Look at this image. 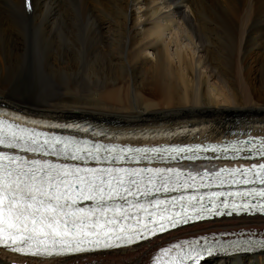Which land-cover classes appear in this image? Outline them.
I'll use <instances>...</instances> for the list:
<instances>
[{
    "label": "bare ground",
    "instance_id": "6f19581e",
    "mask_svg": "<svg viewBox=\"0 0 264 264\" xmlns=\"http://www.w3.org/2000/svg\"><path fill=\"white\" fill-rule=\"evenodd\" d=\"M0 103L133 142L220 138L233 114L264 132V0H0ZM249 223L264 217L188 228ZM157 245L0 264H145ZM251 256L202 264H264Z\"/></svg>",
    "mask_w": 264,
    "mask_h": 264
},
{
    "label": "snow or ice",
    "instance_id": "6c2138e0",
    "mask_svg": "<svg viewBox=\"0 0 264 264\" xmlns=\"http://www.w3.org/2000/svg\"><path fill=\"white\" fill-rule=\"evenodd\" d=\"M0 146L20 150L0 151V243L17 252L51 256L88 247L111 248L193 220L220 216L225 210L229 215L264 212V187L201 191L213 185L264 186V163L221 168L211 174L174 167L123 166L154 159L176 160L182 154L185 159H196L201 151H217L216 146L133 149L90 145L89 141L49 136L3 119ZM232 150L236 155L244 150L264 158V142L249 141L247 149L233 145ZM21 152L35 155L27 158ZM90 161L96 166H88ZM162 193L180 194L162 198ZM190 247V252L177 253L169 264H199L203 256L218 252L249 253L253 248H264V240L217 239L206 241L199 249L198 242Z\"/></svg>",
    "mask_w": 264,
    "mask_h": 264
},
{
    "label": "rangeland",
    "instance_id": "374dc122",
    "mask_svg": "<svg viewBox=\"0 0 264 264\" xmlns=\"http://www.w3.org/2000/svg\"><path fill=\"white\" fill-rule=\"evenodd\" d=\"M28 74H32V73H28ZM33 75V74H32ZM29 78L33 81L34 80V76H29ZM239 116V115H238ZM229 120H231V118L229 119Z\"/></svg>",
    "mask_w": 264,
    "mask_h": 264
}]
</instances>
